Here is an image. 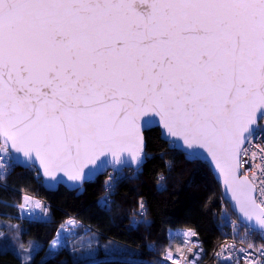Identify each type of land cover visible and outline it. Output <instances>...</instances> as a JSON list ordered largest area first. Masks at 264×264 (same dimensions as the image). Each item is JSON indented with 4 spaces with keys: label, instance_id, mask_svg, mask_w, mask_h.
Here are the masks:
<instances>
[{
    "label": "snow or ice",
    "instance_id": "1",
    "mask_svg": "<svg viewBox=\"0 0 264 264\" xmlns=\"http://www.w3.org/2000/svg\"><path fill=\"white\" fill-rule=\"evenodd\" d=\"M153 126L187 162L208 159L246 232L264 237V0H0V179L26 165L82 188L111 168L112 193L125 167L140 171ZM98 203L110 211V196ZM138 215L150 226L142 198ZM234 247L214 255L233 260L223 253ZM248 248L233 264H264V244ZM37 251L20 244L17 255L27 264ZM202 252L196 232L169 230L162 259L198 264Z\"/></svg>",
    "mask_w": 264,
    "mask_h": 264
},
{
    "label": "trees",
    "instance_id": "2",
    "mask_svg": "<svg viewBox=\"0 0 264 264\" xmlns=\"http://www.w3.org/2000/svg\"><path fill=\"white\" fill-rule=\"evenodd\" d=\"M146 163L139 172L131 170L119 175L115 191L107 193L104 181L107 175L87 183L83 193L60 187L51 196L52 221L22 223L11 216L16 198L22 194L39 195L44 191L36 170L14 166L0 187V222L14 219L21 229V242L34 243L38 251L30 264H159L169 244V230L191 229L197 233L208 256L222 240L224 213L233 218L224 202L222 189L210 167L204 162L189 163L182 152L174 151L160 136V130L145 133ZM165 177L166 191L158 189L156 180ZM23 190V193L21 192ZM111 197L110 211L98 201ZM143 199L147 220L138 215V201ZM225 204V205H224ZM136 213V215H134ZM74 218L80 224V233L96 236L99 246L94 247L96 257H82L67 247L59 248L49 256V243L56 237L61 224ZM4 235L12 232L10 225L0 228ZM177 244L179 242H176ZM108 245V246H107ZM183 248L180 249V251ZM176 251V247L172 248ZM0 264H22L17 250L5 247L0 251Z\"/></svg>",
    "mask_w": 264,
    "mask_h": 264
},
{
    "label": "built area",
    "instance_id": "3",
    "mask_svg": "<svg viewBox=\"0 0 264 264\" xmlns=\"http://www.w3.org/2000/svg\"><path fill=\"white\" fill-rule=\"evenodd\" d=\"M14 166L15 165L10 167L8 174L10 172H12ZM8 174H6L3 177V179ZM3 179H0V187L6 188L7 186L3 183V181H2ZM35 201H39L42 205L46 206L48 208V214L45 216L43 214L42 209H35V208L27 207L24 209H20L21 215L19 216V220L22 223H25V222H39V223H44V224L50 223L52 221V212H51V208H50V203L44 199L41 200L38 197L34 196V202ZM29 212H35L36 214L29 216L28 215ZM231 220L235 221L236 225H237L235 233L233 232V225L228 223L226 220H224V226L222 228V234H223L222 240L216 245L215 249L213 250V252L211 253L210 256L207 255L206 250L202 244L203 252L200 254V259L198 261V264H233V260L235 259V257L237 255H240L239 253H237L235 251L236 249L244 248V249H247L248 251H252V249L248 248V244L250 242L257 245V246L264 244V237H262L260 232H258L256 230H248L246 232V225L242 224L241 222H239L235 218L234 219L231 218ZM177 230H186V229H177ZM192 239L195 240V239H197V237H193ZM198 239H199V237H198ZM199 241H200V239H199ZM228 245H234L235 247L233 249H228V251H225L223 254L228 255L229 251L233 252V254H234L233 260H228V261L218 260L216 258V256L214 255V253L221 251L222 248H227ZM188 247H191V245L184 247L181 250V252L184 253V255L188 258V260H191L193 253H195L197 251V249L192 248V252L190 253L188 251ZM173 253L175 254L176 251H173ZM159 264H164V261L162 258H161ZM168 264H170V262H168ZM185 264H186V262H185ZM240 264H246V261L240 260Z\"/></svg>",
    "mask_w": 264,
    "mask_h": 264
},
{
    "label": "rangeland",
    "instance_id": "4",
    "mask_svg": "<svg viewBox=\"0 0 264 264\" xmlns=\"http://www.w3.org/2000/svg\"><path fill=\"white\" fill-rule=\"evenodd\" d=\"M125 171L126 172H130L131 170H125ZM125 171H123L122 174H118V175H120V176L123 175L125 173ZM109 174H112V171H109L106 175L109 176ZM23 195L24 196H30L31 200L34 202V195H28L27 193L23 194ZM35 196L38 197L41 200L44 199V200H46L48 202L51 200L50 194H48L46 191H42V192L39 193V195H35ZM21 202H22L21 200L19 201V199L16 198L15 203L10 205V206H12L14 208V212H13V214L11 216L15 219V221L18 220L19 216L21 215V210H20L21 208H18L15 205L19 204ZM30 207L34 208V205L30 206ZM227 216L230 217L228 215V213H227ZM223 217H224V220H226L224 214H223ZM234 218L237 219L235 216L233 217V219ZM14 219H10L9 221L8 220L4 221L5 222L4 224H3V220H2V222H0V228H2L5 225H10V230H8V231H12V232L6 233L4 235V233L0 229V233L3 234V235H0V243H2L7 248L10 247L12 249L17 250V252H18L19 251V245L23 244V243L21 242V229L17 228V227H19L18 226V222H15ZM64 225H65V231H63L62 234H61L60 239H61L62 243H61V246L59 248H63V247H67L68 246V248L73 249L74 251L78 252L79 255L82 254L81 256L83 258L84 257H86V258H88V257H96L93 254L94 247L99 246L98 245L99 242H97L96 236L89 234V232L81 234L80 233V231H81L80 228L81 227H80L79 222H77L75 226H73L72 224H66V223ZM23 245H24L25 249L29 248V246H31L33 248H37L36 244H34V243H26V244H23ZM35 253L32 254V257H33V255ZM31 260L28 261L27 264H30Z\"/></svg>",
    "mask_w": 264,
    "mask_h": 264
},
{
    "label": "water",
    "instance_id": "5",
    "mask_svg": "<svg viewBox=\"0 0 264 264\" xmlns=\"http://www.w3.org/2000/svg\"><path fill=\"white\" fill-rule=\"evenodd\" d=\"M154 129H159V130H160L159 126H153L151 129L145 131V133H146V132H149V131H151V130H154ZM145 133H144V135H145ZM163 140H164V139H163ZM164 141H165V140H164ZM165 142H166V141H165ZM202 162H204V163H206V164L209 165V167H210V169H211V171H212V173H213L215 179L217 180V182L219 183V185H220V187H221V189H222V195H223V199H224V201L228 204V206H229L231 212H232L233 215L237 218V220H238L239 222H241V221H240V218H239V214H238L237 211H235L234 208H233V204H234L235 202L229 200V199L225 196V188H224L223 183H222V180H223L222 176H219V175H218V170H215V169H214L212 163H210L208 159H205V160H203ZM145 163H146V156H145V158H144V162H143L142 167L144 166ZM17 166L20 167V168H23V169H25V170H29V169H34V170H36V172L38 173V175L40 176V178H41V180H42V186H43L44 191H46V192H48V193H56V192L59 190L60 187H65V188L68 189L69 191H78V194H81V193H83V190H84V186H85V184L90 183V182H93V181L96 180L97 178L102 177V176H105L109 171H112L111 168H108L107 172L94 173V174H93V178H92L91 180H89V181L84 182L82 188H73V182L68 181L66 177H64V179H63L61 182H59V183L53 185V183L51 182L50 178L45 177V176L42 175V169H39V168H29V167L26 166V165H23V166L17 165ZM142 167H141V168H142ZM124 170H134V169H133L132 167H125V168L123 169V171H124ZM134 171H135V170H134ZM61 175H62V174H61ZM230 196H231V193H228V197H230ZM241 223H242V222H241ZM242 224H243V223H242ZM244 225H245V224H244ZM256 231H258V230H256ZM258 232H259V231H258Z\"/></svg>",
    "mask_w": 264,
    "mask_h": 264
}]
</instances>
